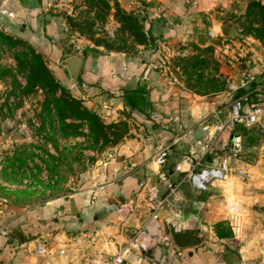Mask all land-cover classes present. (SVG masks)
Masks as SVG:
<instances>
[{
    "label": "rangeland",
    "instance_id": "obj_1",
    "mask_svg": "<svg viewBox=\"0 0 264 264\" xmlns=\"http://www.w3.org/2000/svg\"><path fill=\"white\" fill-rule=\"evenodd\" d=\"M39 4L56 34L41 31L32 41L35 35L27 26L0 25V214L16 219L68 200L105 163L117 158L122 142L137 136L141 123L133 119L131 106L123 104V93H97L101 97L91 100L97 95L68 83L63 71L68 73L65 62L73 53L123 52L142 65L150 62L155 75L175 87L178 96L203 95L214 102L211 124L226 123L238 98L244 103L264 102L263 91H251L262 81H252L256 82H251L249 93L242 84L250 81L249 70L264 62V0H221L202 31L180 41L152 35L147 29L149 14L141 12L147 6L143 0H39ZM212 18L219 29H212ZM48 44L53 49L44 52L41 45ZM258 130L245 132L249 151L243 159L252 165L261 161V167L255 174L246 169L242 179L246 184L240 190L264 198V132ZM221 132L218 144H230L231 136L225 139ZM215 182L224 186L223 180ZM223 204L219 200L213 205L220 211ZM254 207L261 213L264 205L257 200ZM190 213L204 223L198 210ZM207 239L219 244V254L229 243L227 253L236 260L235 243L216 240L212 229Z\"/></svg>",
    "mask_w": 264,
    "mask_h": 264
},
{
    "label": "crops",
    "instance_id": "obj_2",
    "mask_svg": "<svg viewBox=\"0 0 264 264\" xmlns=\"http://www.w3.org/2000/svg\"><path fill=\"white\" fill-rule=\"evenodd\" d=\"M220 1L143 0L147 6L142 7L141 12L149 14L147 29L155 38L180 41L202 31L206 19L213 15L212 10ZM40 7L39 0H15L12 3L11 0H0V25L27 26L35 35L31 37L32 41L38 39L35 37L41 31L46 30L49 34L50 30L56 34L53 22L45 19L39 12ZM212 23V29L219 27L215 18ZM48 45H41V49L44 52H48V47L53 49L54 45ZM149 63L142 65L137 58L123 52H87L80 86L87 94L97 95L91 100L101 97L97 93L121 92L124 94L121 97L123 104L130 105L125 101L128 94L141 96L138 109L130 105L133 119L141 123L137 136L122 142L117 158L105 163L89 178L85 188L68 200L56 201L47 208L29 211L16 219L0 214V264H89L88 258L98 251H118L136 227L148 223L152 231L161 229L167 232L168 218L197 210L204 215V224L209 232L212 229L216 240L237 245L239 255L236 260L227 253L231 247L229 243L228 248L221 245L226 247V252L222 249L221 254L217 253L219 244L208 241V232L199 247L183 249L176 246L172 249L161 246L147 252L130 251L125 254V264H264V208L260 213L254 207L257 200L264 205V198L251 195L250 204L249 192L240 190V186L244 188L243 184H246L242 180L247 176L244 174L246 169L255 174L261 167V161L252 165L243 159L249 151L245 132L253 127L264 131L261 126L231 124L221 132L225 139L231 136L230 144H218L215 135L220 124H211L214 102L204 100L207 96L203 95L185 96L183 93L178 96L175 87L166 86V81L155 75L156 71ZM257 65L249 70L250 81L242 82L248 93L254 80L263 84L251 91L260 89L264 92V62ZM146 113H150L149 118L145 117ZM236 138H240V148L236 147ZM162 147H167L170 153L164 170L169 172L172 181L183 177V173L175 170L182 163V169L187 170L197 162L204 166L228 159L230 171L236 172L228 173L222 182L224 186L214 182L206 196L194 197L191 192L201 193L195 191L189 182L183 183L174 199L179 208L161 210L156 218H151V208L145 202L137 201L136 195L141 191V182H147L149 186L159 185L162 192L166 190L165 184L158 182L161 166L155 161V154ZM235 163L238 169L234 167ZM126 200L136 201L138 207L128 220L121 221L114 208ZM219 200L224 203L220 211L213 205ZM245 203L250 205L246 207ZM204 207L206 209L202 211ZM220 221L229 222L233 237L220 239L216 235L215 225ZM17 224L25 227L36 224L40 234L22 242L10 231ZM95 232L98 237L93 238ZM75 237H88L90 243L83 242L78 246ZM41 243L50 245L53 255L39 254ZM60 248L65 254L59 253Z\"/></svg>",
    "mask_w": 264,
    "mask_h": 264
},
{
    "label": "built area",
    "instance_id": "obj_3",
    "mask_svg": "<svg viewBox=\"0 0 264 264\" xmlns=\"http://www.w3.org/2000/svg\"><path fill=\"white\" fill-rule=\"evenodd\" d=\"M231 124L261 126L262 131H264V105L256 102L244 103L241 98L234 100L231 105L229 119L226 123L218 126L217 134L218 131L225 130ZM237 139H239V142H236V147L240 148V138ZM169 154L167 147L160 148L155 154V161L161 166L158 173V182L164 183L166 190L162 192L159 185L149 186L147 182H141V191L136 195L137 201H143L151 208V218H156L161 210L174 211L179 208L174 199L183 183L189 182L191 187L199 193L207 192L215 181L224 180L231 170L228 159H223L217 164L204 166L197 162L196 165H192L187 170L182 169V163L177 165L175 170L183 173V177L178 181H172L169 172L164 170ZM137 207L136 201L126 200L118 203L114 210L121 221H126L135 213ZM147 224L136 227L118 251H98L88 258L89 264H125V254L130 251L147 252L161 246L176 248L169 232H164L161 229L152 231ZM96 237H98L97 232H95L93 238ZM74 240L78 246H81L83 242L90 243L88 237L84 239L75 237ZM38 253L53 255L52 247L47 243H41L38 247ZM59 253L65 254V250L60 248Z\"/></svg>",
    "mask_w": 264,
    "mask_h": 264
},
{
    "label": "water",
    "instance_id": "obj_4",
    "mask_svg": "<svg viewBox=\"0 0 264 264\" xmlns=\"http://www.w3.org/2000/svg\"><path fill=\"white\" fill-rule=\"evenodd\" d=\"M85 59L86 52L84 50L73 53L65 62L68 73L66 74L62 70L68 83H71L77 89L80 88L79 79L81 77ZM236 142H239V139H237ZM166 222L174 243L176 246L183 249L201 246L209 232V228L202 222L200 216L192 213L174 214L172 217L168 218ZM36 226V224L33 227L17 226L11 228L10 231L22 242H26L40 234L39 228ZM43 230L45 231V226L43 227Z\"/></svg>",
    "mask_w": 264,
    "mask_h": 264
},
{
    "label": "trees",
    "instance_id": "obj_5",
    "mask_svg": "<svg viewBox=\"0 0 264 264\" xmlns=\"http://www.w3.org/2000/svg\"><path fill=\"white\" fill-rule=\"evenodd\" d=\"M56 53V56H58V51H54ZM62 54H59V57ZM79 81H81V77L79 79ZM125 101L132 105L133 109H138L140 106V101H141V96H139L138 94H128L126 96ZM215 232L216 235L220 238H231L234 236V232L232 229V226L229 224V222L227 221H220L215 225Z\"/></svg>",
    "mask_w": 264,
    "mask_h": 264
}]
</instances>
